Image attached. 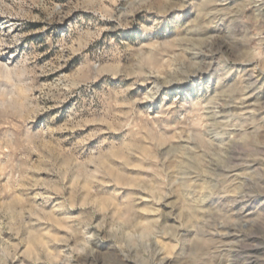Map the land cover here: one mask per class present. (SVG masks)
I'll use <instances>...</instances> for the list:
<instances>
[{
  "label": "rangeland",
  "instance_id": "1",
  "mask_svg": "<svg viewBox=\"0 0 264 264\" xmlns=\"http://www.w3.org/2000/svg\"><path fill=\"white\" fill-rule=\"evenodd\" d=\"M0 264H264V0H0Z\"/></svg>",
  "mask_w": 264,
  "mask_h": 264
},
{
  "label": "bare ground",
  "instance_id": "2",
  "mask_svg": "<svg viewBox=\"0 0 264 264\" xmlns=\"http://www.w3.org/2000/svg\"><path fill=\"white\" fill-rule=\"evenodd\" d=\"M159 90V89H158ZM158 90H157V92H158ZM153 96V95H152ZM241 101V100H240ZM242 102H243V99H242ZM241 103V102H240Z\"/></svg>",
  "mask_w": 264,
  "mask_h": 264
}]
</instances>
